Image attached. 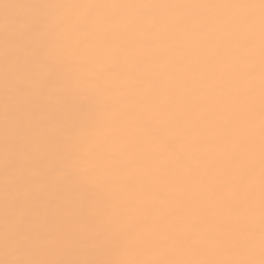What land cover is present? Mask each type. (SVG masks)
I'll return each mask as SVG.
<instances>
[{"label": "snow or ice", "instance_id": "1", "mask_svg": "<svg viewBox=\"0 0 264 264\" xmlns=\"http://www.w3.org/2000/svg\"><path fill=\"white\" fill-rule=\"evenodd\" d=\"M0 264H264V0H0Z\"/></svg>", "mask_w": 264, "mask_h": 264}, {"label": "bare ground", "instance_id": "2", "mask_svg": "<svg viewBox=\"0 0 264 264\" xmlns=\"http://www.w3.org/2000/svg\"><path fill=\"white\" fill-rule=\"evenodd\" d=\"M8 2H15V0H8Z\"/></svg>", "mask_w": 264, "mask_h": 264}]
</instances>
